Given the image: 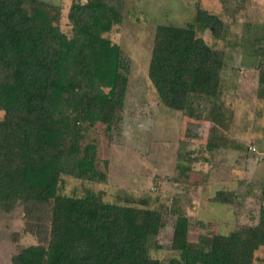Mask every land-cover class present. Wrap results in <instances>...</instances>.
Returning a JSON list of instances; mask_svg holds the SVG:
<instances>
[{
  "label": "trees",
  "instance_id": "trees-1",
  "mask_svg": "<svg viewBox=\"0 0 264 264\" xmlns=\"http://www.w3.org/2000/svg\"><path fill=\"white\" fill-rule=\"evenodd\" d=\"M122 9L123 0H71L68 37L58 26L60 6L0 0V211L21 207L36 240L16 247L11 264H252L264 247L263 212L251 236L215 234L208 243L190 241L188 218L178 214L170 245L178 257L161 260L148 247L150 232L163 227L161 211L144 200L108 203L90 189L80 197L64 193L63 177L105 180L96 146L82 144L95 124L109 132L123 119L131 61L104 37L121 23ZM197 28L220 39L224 23L197 8L185 27H156L148 78L164 107L223 126L225 64ZM177 170L181 182L191 167ZM234 196L221 189L212 201L230 205Z\"/></svg>",
  "mask_w": 264,
  "mask_h": 264
},
{
  "label": "rangeland",
  "instance_id": "rangeland-1",
  "mask_svg": "<svg viewBox=\"0 0 264 264\" xmlns=\"http://www.w3.org/2000/svg\"><path fill=\"white\" fill-rule=\"evenodd\" d=\"M43 1L61 7L58 26L70 37L66 15L71 0ZM226 4L220 0H123L121 23L104 34L131 61L123 119L118 130L109 132L105 125L95 124L85 132L82 144L96 146V169L105 180L95 184L62 178L67 195L80 197L90 189L108 203L144 200L149 208L161 211L163 227L149 235L153 258L178 257L170 249L178 214L188 218L189 240L200 243H208L215 234L251 236L261 212L264 215V162L247 149L250 143L264 142V0ZM197 8L224 23L220 39L208 30L197 28L196 32L222 53L223 126L188 119L164 107L148 78L156 27H185L194 21ZM208 144L215 147L209 150ZM178 164L191 167L181 182L176 181ZM221 189L234 191L232 204L212 201ZM35 243L25 229L21 207L10 213L0 211V264H11L16 247ZM252 264H264V247L255 251Z\"/></svg>",
  "mask_w": 264,
  "mask_h": 264
},
{
  "label": "built area",
  "instance_id": "built-area-1",
  "mask_svg": "<svg viewBox=\"0 0 264 264\" xmlns=\"http://www.w3.org/2000/svg\"><path fill=\"white\" fill-rule=\"evenodd\" d=\"M247 149L256 160L264 162V142L263 148H258L257 144H249Z\"/></svg>",
  "mask_w": 264,
  "mask_h": 264
}]
</instances>
